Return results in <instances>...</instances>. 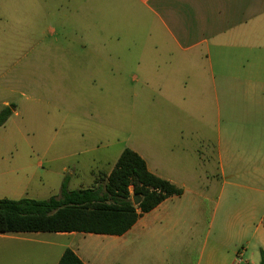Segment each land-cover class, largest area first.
Segmentation results:
<instances>
[{
	"label": "rangeland",
	"instance_id": "1",
	"mask_svg": "<svg viewBox=\"0 0 264 264\" xmlns=\"http://www.w3.org/2000/svg\"><path fill=\"white\" fill-rule=\"evenodd\" d=\"M114 8L112 0H0V111L6 102L12 108L0 128V200L59 197L66 181L69 191L96 187L127 148L162 160L163 173L181 181L184 144L213 155L221 129L243 114L242 102L264 99L263 84L218 74L216 101L213 92H191L203 100L197 114L211 117L195 123L201 139L181 143L177 118L194 109L182 113L181 95L168 87L181 76L139 68L150 60L130 52L140 44L130 42L127 24L115 26L128 19ZM231 130L244 131L241 124ZM231 139L243 151L264 143ZM195 174L216 179L220 172L212 162ZM27 238L0 234V264H43L46 246L35 241L70 242L50 233ZM200 254L192 251L191 261Z\"/></svg>",
	"mask_w": 264,
	"mask_h": 264
},
{
	"label": "crops",
	"instance_id": "2",
	"mask_svg": "<svg viewBox=\"0 0 264 264\" xmlns=\"http://www.w3.org/2000/svg\"><path fill=\"white\" fill-rule=\"evenodd\" d=\"M112 5L128 19L115 26L127 24L130 42L140 44V51L130 52L139 60H150L139 61V68L181 76L171 79L168 86L181 95L182 113L184 107L194 108L177 118L181 143L200 140L195 123L211 119L197 114L203 100L201 93L191 92L204 91L208 98L213 92L216 101L218 74L242 75L234 78L264 85V0H112ZM96 55L104 56L100 51ZM241 107L243 116L234 117L219 132L213 155L203 152L200 145H183L181 181L163 173L162 160L150 161L145 152L132 149L153 174L182 188L183 195L144 214L123 236L50 233L70 242L35 241L46 246L43 264H58L67 249L84 264H260L264 143L243 151L231 138L264 139V99L243 101ZM233 124H241L244 131L235 133ZM212 162L220 172L216 179L195 174ZM206 183L210 189L201 190ZM45 234L49 233H19V242H29L28 235ZM25 249L32 256L36 253L34 246ZM197 249L201 254L193 263L191 253Z\"/></svg>",
	"mask_w": 264,
	"mask_h": 264
},
{
	"label": "trees",
	"instance_id": "3",
	"mask_svg": "<svg viewBox=\"0 0 264 264\" xmlns=\"http://www.w3.org/2000/svg\"><path fill=\"white\" fill-rule=\"evenodd\" d=\"M12 115L11 106L0 111V128ZM184 190L153 174L146 161L132 149H125L104 183L69 191L63 183L59 197L48 200H0V234L84 233L123 236L140 217ZM141 198L139 205L133 198ZM58 264H84L67 249ZM260 264H264V252Z\"/></svg>",
	"mask_w": 264,
	"mask_h": 264
},
{
	"label": "water",
	"instance_id": "4",
	"mask_svg": "<svg viewBox=\"0 0 264 264\" xmlns=\"http://www.w3.org/2000/svg\"><path fill=\"white\" fill-rule=\"evenodd\" d=\"M133 200H134V204H135V205H139V203L141 202V198H140V197H137V196H135V197L133 198Z\"/></svg>",
	"mask_w": 264,
	"mask_h": 264
}]
</instances>
